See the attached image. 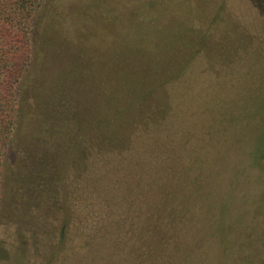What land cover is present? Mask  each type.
Masks as SVG:
<instances>
[{
  "label": "rangeland",
  "instance_id": "rangeland-1",
  "mask_svg": "<svg viewBox=\"0 0 264 264\" xmlns=\"http://www.w3.org/2000/svg\"><path fill=\"white\" fill-rule=\"evenodd\" d=\"M34 20L0 264H264V0H45Z\"/></svg>",
  "mask_w": 264,
  "mask_h": 264
},
{
  "label": "trees",
  "instance_id": "trees-1",
  "mask_svg": "<svg viewBox=\"0 0 264 264\" xmlns=\"http://www.w3.org/2000/svg\"><path fill=\"white\" fill-rule=\"evenodd\" d=\"M44 1L0 0V198L4 162L14 142V134L20 114L18 104L19 86L31 66L34 19ZM144 47L150 53L158 50L157 44L148 43ZM136 63L139 67L142 66L141 58ZM147 66L146 69L143 66L141 68L145 80L148 84L150 83L149 85L157 84L156 80L160 77V73H158L160 72V61L157 58L150 61ZM151 74H153L152 77ZM167 82L166 80L163 82L165 88ZM153 87L155 89L156 86ZM116 88L114 87L112 91L116 97L115 103L118 104L121 101V96L124 98L127 90ZM166 94L167 91H165ZM131 98L138 101V93L134 92ZM112 124V120H108V122L101 125L112 126ZM160 198L158 197V199ZM168 218L171 220L172 214H169ZM167 225L170 228V224ZM166 231L165 234L156 239L148 233L144 245L147 246L150 252L154 248H157L158 252H163V250H167V247L175 244V235L170 229Z\"/></svg>",
  "mask_w": 264,
  "mask_h": 264
}]
</instances>
